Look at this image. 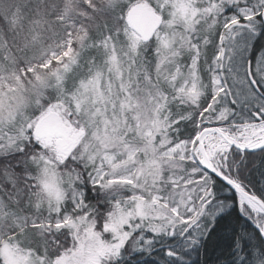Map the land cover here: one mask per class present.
<instances>
[{
	"label": "snow or ice",
	"instance_id": "snow-or-ice-1",
	"mask_svg": "<svg viewBox=\"0 0 264 264\" xmlns=\"http://www.w3.org/2000/svg\"><path fill=\"white\" fill-rule=\"evenodd\" d=\"M27 9L0 14V264H264V0H105L55 60Z\"/></svg>",
	"mask_w": 264,
	"mask_h": 264
},
{
	"label": "trees",
	"instance_id": "trees-1",
	"mask_svg": "<svg viewBox=\"0 0 264 264\" xmlns=\"http://www.w3.org/2000/svg\"><path fill=\"white\" fill-rule=\"evenodd\" d=\"M51 0H0V14L16 8L18 5H28L25 17H19L18 24L23 21V28L21 29L17 42L21 47H26L30 50H40L48 54L49 58L52 53H59L63 45L67 44L68 27L66 22L58 17V13H54L53 17L48 16L49 19L45 26H40L39 13H49L50 10H45ZM61 2H58L55 7L57 10ZM40 21V22H39ZM51 26V27H50ZM55 53V54H56Z\"/></svg>",
	"mask_w": 264,
	"mask_h": 264
},
{
	"label": "rangeland",
	"instance_id": "rangeland-1",
	"mask_svg": "<svg viewBox=\"0 0 264 264\" xmlns=\"http://www.w3.org/2000/svg\"><path fill=\"white\" fill-rule=\"evenodd\" d=\"M58 2H61L60 7L55 10V4ZM104 2L105 0H51L48 3L45 10L48 9L50 12L48 14L44 11L43 13H39L38 18L41 21L40 26H45V24L48 23L47 21L51 20L48 16H51L52 18L53 14L56 12L58 13V17L66 22L65 27H68L67 44L63 45L64 48H62L59 53H52L50 59L55 60L57 58V54H59L62 59L63 52L72 45H75L73 54L80 50L83 39L87 37L86 30L91 27L92 13L89 9L94 8L96 4H103ZM37 71L43 72V70L39 68H37Z\"/></svg>",
	"mask_w": 264,
	"mask_h": 264
}]
</instances>
